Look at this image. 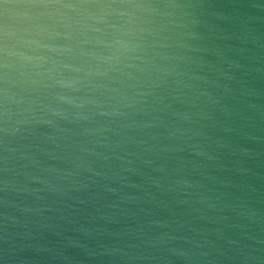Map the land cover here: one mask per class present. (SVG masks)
<instances>
[{"label": "clouds", "instance_id": "9594fccd", "mask_svg": "<svg viewBox=\"0 0 264 264\" xmlns=\"http://www.w3.org/2000/svg\"><path fill=\"white\" fill-rule=\"evenodd\" d=\"M0 264H264V0H0Z\"/></svg>", "mask_w": 264, "mask_h": 264}]
</instances>
